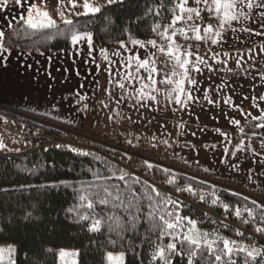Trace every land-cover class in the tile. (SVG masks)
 Instances as JSON below:
<instances>
[{
	"label": "trees",
	"instance_id": "1",
	"mask_svg": "<svg viewBox=\"0 0 264 264\" xmlns=\"http://www.w3.org/2000/svg\"><path fill=\"white\" fill-rule=\"evenodd\" d=\"M95 1L100 3L99 12L84 13L82 3H77L71 11L56 18L51 28L32 29L25 20L11 26L4 33L3 49L30 54L64 51L71 47L73 33L91 34L93 43L102 52L118 49L121 43L129 49L130 37L142 41L155 39L158 44L166 45L167 41L152 29L159 24L158 31H163L179 2ZM190 6H193L191 0ZM202 15L206 21L203 25L211 23L220 30L213 13L202 11ZM69 20L71 24L66 23ZM188 35L190 38L186 39L177 33L176 43L182 51L199 46L198 55L208 51L214 39L198 41L194 33ZM201 35L208 37L209 34L202 30ZM154 53L152 59L159 70L151 86L156 94L154 103L160 110L168 111L173 109L171 99L175 102L181 92L175 90L174 83L161 81L165 73H171L175 62L157 50ZM198 55L193 53L188 65L184 93ZM176 71L180 73L183 69L176 67ZM180 78L173 77L174 80ZM136 82L133 86H137ZM183 96L184 99L185 94ZM0 112L41 137L59 141L26 154L0 156V243L15 247L12 260L2 264H61L59 254L64 249L77 251L78 264H110V253L123 256L124 264H160L152 260L154 246L167 244L169 238L158 239V231L149 232L143 217L133 230L127 223L130 217L125 209L115 206L119 203L115 199L117 195L127 204L132 192L136 193L132 203L139 204L145 214L150 210V203L162 199L177 201L175 205L169 203L162 208L196 221L201 233H208V239L216 241L217 247H222L218 237H224L249 248H264V233L256 231L264 228V198L259 191L241 188V192H234L222 186L227 185L225 181H217L210 173L197 168L189 172L169 154V149L165 156L137 153L133 152L134 144L124 137L106 140L107 134L103 135L105 142L93 139L90 146L83 147L76 144L77 140L70 133L76 129L73 124L5 105H0ZM240 128L242 134L246 132L241 137L248 138L250 143L264 139V118L242 123ZM164 147H161L163 151ZM132 160L135 164L129 172L127 167ZM122 175L123 180L119 178ZM153 187L160 192V197L155 195ZM189 187L191 192L186 190ZM104 188L113 195H106ZM102 200L107 203H101ZM89 203L93 207L89 208ZM237 209L240 216L236 215ZM131 211L135 212V208ZM96 220H100L101 225L94 231L92 224ZM118 222H123L127 231L117 228ZM237 231L244 235H237ZM234 259L236 264H244L243 253ZM173 264H187V257L174 256ZM196 264H214V261L206 255L203 259L197 257ZM249 264H261L260 258L249 260Z\"/></svg>",
	"mask_w": 264,
	"mask_h": 264
},
{
	"label": "rangeland",
	"instance_id": "2",
	"mask_svg": "<svg viewBox=\"0 0 264 264\" xmlns=\"http://www.w3.org/2000/svg\"><path fill=\"white\" fill-rule=\"evenodd\" d=\"M71 2L73 0L39 2L31 9L29 16L37 17L38 12H47L55 20L74 8ZM74 3L84 5L85 0H74ZM88 3L100 7V3L95 0H88ZM84 13L89 12L84 8ZM205 22L199 21L202 24ZM240 27L224 26L222 33L226 32L227 35L214 37L219 42L212 43L208 51L200 52L199 55V46H191L190 51L198 56L189 75L187 89L175 102L171 99L173 109L168 111L156 107V94L151 87L155 83L147 79L149 73L139 68L135 59L137 54L141 59H146L156 49L150 45L146 48L131 45L129 49L120 47L108 52L101 51L102 61L101 68L97 67L96 71L95 95L87 102L79 104V109L84 113L76 114L71 120L65 121L76 128L70 132L74 140H77L76 144L90 146L91 140L104 141L103 135L107 134L109 137L106 140L124 137V140L134 144L133 152L137 153L165 156L169 149V154L189 172L197 168L210 173L219 182L225 181L227 185L222 186L227 189L234 192H241L243 189L259 191L264 198V139L250 143L248 138L241 137L246 132L242 134L240 128L242 123L264 118V105L261 104L262 101L243 92L241 86L247 80L244 81L241 74L237 73L233 78H226L222 74L230 75L232 72L227 73L223 68L231 69L235 64L237 69L251 61L256 67L263 66L258 68V73L250 74L251 80L248 82L253 83L257 77L264 76L259 72L264 69V35L261 41L257 37V26ZM250 32L253 33L252 37L246 38ZM233 37H236L234 46L238 41L245 43L242 46L246 49L244 56H240L242 52H236L235 54L240 55L234 57L231 53H219V49L231 46ZM231 40L233 42L229 44ZM234 46L227 49L232 50ZM235 48L241 49L240 46ZM248 50H251L250 53H247ZM246 55L252 56L248 57L250 61L241 64ZM239 70L238 68L237 71ZM155 77L156 75L154 79ZM135 80L137 86H133ZM121 84L123 87H120ZM57 142L59 141L37 135L0 112V156L26 154ZM162 145L165 146L164 154L161 153L164 152ZM134 164L135 160H132L127 171L131 172ZM0 250V264L8 263L14 257L13 245L0 243ZM62 252L65 253L64 256H61ZM61 253V264H78L76 250L64 249ZM109 255L117 258L112 261L108 259L110 264H118L121 255Z\"/></svg>",
	"mask_w": 264,
	"mask_h": 264
},
{
	"label": "crops",
	"instance_id": "3",
	"mask_svg": "<svg viewBox=\"0 0 264 264\" xmlns=\"http://www.w3.org/2000/svg\"><path fill=\"white\" fill-rule=\"evenodd\" d=\"M49 1L51 0H0V32L5 33L11 26L26 20L35 4ZM249 3L252 7H248ZM235 11L238 20L224 26L231 28H241L240 25L257 26V37L262 41L264 0H242ZM219 31L222 32V29ZM249 34L246 38L252 37L253 33ZM232 40L229 44L233 43L227 48L234 46L236 37ZM2 41L3 37L0 38V45ZM222 42L224 44V41ZM244 44L238 41L232 50L222 48L218 51L221 54L231 53L233 57L240 55L235 54L236 52H242L240 56H244L246 53V49L242 48ZM236 46H240L241 49L237 50ZM249 51L251 50L247 53H250ZM248 57L252 56L246 55L241 64L249 62ZM100 61L101 50L95 46L92 39L89 42L84 35H81L78 42H72L71 47L64 51L30 54L22 51L8 52L0 47V105L44 116L50 115L51 118L64 121L71 120L76 114L83 113L78 107L79 104L87 102L95 95L96 71L97 67L101 68ZM259 67L250 61L249 64L237 67L240 69L237 71L233 64L231 69L223 68L227 73L232 71L230 75L222 74L226 78L241 74L240 77H243L244 81L247 80L241 86L243 92L255 100L262 101L261 104L264 105V76L257 77L253 83L248 82L251 80L250 74L258 73ZM259 72L260 75L264 74V69H260Z\"/></svg>",
	"mask_w": 264,
	"mask_h": 264
},
{
	"label": "snow or ice",
	"instance_id": "4",
	"mask_svg": "<svg viewBox=\"0 0 264 264\" xmlns=\"http://www.w3.org/2000/svg\"><path fill=\"white\" fill-rule=\"evenodd\" d=\"M111 2V0H109ZM242 0H179L176 3L175 8L172 10L174 15L171 18L170 23L164 27L163 31H158L161 28V25L157 24L153 27V32H156L163 40L167 41L166 45H161L157 43V40L150 39L147 41H142L139 39H133L130 37L131 44L134 46H139L140 48H146L150 45L152 48L156 49L158 52L166 54L167 57H170L171 60L175 62L171 73H165L164 79L161 81L166 84H175L176 89L181 93L184 92L183 84L185 78L188 75V65L191 64V57L193 53L184 49L181 50V46L176 43L175 37L177 33L184 36L186 39L190 38L189 33H194L195 40H204L206 38L213 37H222V32L217 31L211 23L203 25L198 23L204 20L202 11H207V13H215V18L219 21L217 28L223 29L224 25L229 24L231 21L238 20V15L236 14V9L239 6V3ZM201 5L204 8H201ZM73 7L77 5L72 3ZM83 7L87 12L96 13L100 11L99 7H94L88 0H85ZM248 7H252V4L249 3ZM62 15V13H61ZM66 23L71 24L72 21H66ZM27 24L32 29H44L51 28L55 25V21L51 19L47 12H38L37 17L29 16L27 18ZM178 25H183L178 27ZM209 34L208 37L201 35V31ZM4 35L3 32H0V38ZM87 37L88 41L91 42V34H84ZM74 43L78 42L81 39L79 33H73L71 37ZM213 43H218L216 39H212ZM122 47H125L121 43ZM2 47V45H0ZM156 53H152L146 59H141L137 54L135 59L138 63L139 68L145 69L149 75L147 79L152 80L155 83L154 76L159 74L158 68L155 66V60L152 59ZM176 67L183 69L182 72L178 73ZM197 71L199 69H196ZM180 76L179 80H174L173 77ZM144 79V77H141ZM194 83V81H192ZM123 87V84L120 85ZM179 102V101H177ZM121 180L124 179V176L119 177ZM171 183V181H169ZM178 191L180 189H177ZM191 192V187L186 189ZM103 191L108 196H112L113 193L110 192L107 188H104ZM118 191V190H117ZM153 192L157 197H160V192L153 187ZM118 204L116 207H122L127 212L130 219L127 223L131 226L133 230L136 229V224L143 217L144 222L149 225V232H159V238L167 236L169 242L167 244H156L154 246V251L152 253V260L159 261L160 264H173L174 256L187 257V264H196V259L199 257L203 259L206 255L212 257L214 264H236L234 257L240 253L244 254V264H249V260L256 261L257 258H260L261 264H264V248H249L247 245H239L235 240H229L224 237H218L222 247H217V242L214 240L208 239V233H201V231L196 226V221L192 220L190 217L181 216L174 214L172 211H166L162 208V205L178 203L177 201H171L170 199H162L157 203H150L148 208L150 209L146 214L143 212L139 204H133L132 201L136 199V193L132 192L131 197L129 198L127 204L125 201L120 198L119 195L115 197ZM151 200V197H148ZM203 199V197H201ZM101 203H107V200H102ZM215 203V201H214ZM89 208L93 207L91 203L88 205ZM225 210L228 206L225 205ZM132 208H135V212L131 211ZM249 214H251L249 210ZM236 215L240 216L241 213L239 209L236 211ZM101 225L100 220H96L92 224V230H98ZM117 228H124L123 222L117 223ZM257 232L264 233V228H257ZM237 235L243 236L244 233L237 231ZM179 246V247H178ZM2 251V250H0ZM65 253H61V256H64ZM108 259L110 261L117 259L109 255ZM123 256L118 258V264H122Z\"/></svg>",
	"mask_w": 264,
	"mask_h": 264
}]
</instances>
